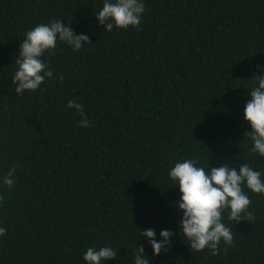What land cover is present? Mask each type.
Returning <instances> with one entry per match:
<instances>
[{"label": "trees", "instance_id": "trees-1", "mask_svg": "<svg viewBox=\"0 0 264 264\" xmlns=\"http://www.w3.org/2000/svg\"><path fill=\"white\" fill-rule=\"evenodd\" d=\"M143 3L142 31L108 32L95 17L103 0H0V264H88L87 248L104 246L118 256L102 264H134L140 245L150 264H264V194L244 186L255 220L236 224L225 212L234 246L212 256L191 251L169 177L193 159L206 170L247 163L264 181L244 119L252 78L264 75V0ZM53 19L92 44L58 42L45 54L53 78L18 95L20 43ZM73 99L91 127L79 126ZM149 228L158 242L162 230L175 233L168 252L153 255L141 236Z\"/></svg>", "mask_w": 264, "mask_h": 264}, {"label": "clouds", "instance_id": "clouds-1", "mask_svg": "<svg viewBox=\"0 0 264 264\" xmlns=\"http://www.w3.org/2000/svg\"><path fill=\"white\" fill-rule=\"evenodd\" d=\"M145 10L143 0H103L102 9L95 12V17L108 32H112L114 27L123 30L134 27L140 32L143 30L142 17ZM58 42L67 44L73 51L92 44L88 35L77 34L70 22L66 26L61 19L40 23L28 30L20 43L15 58L17 70L12 77L18 95H23L26 90L34 92L40 89L46 79L53 78V71L49 69L51 61L45 59V54L51 56ZM63 79L62 75L59 76L61 82ZM252 79L255 86L250 89L251 99L244 108V119L250 123L251 131L246 132L245 136L252 142L251 151L264 157V75L257 74ZM67 107L81 116L79 126H92L84 111V105L78 100H69ZM198 165V160L185 159L170 168L169 177L175 182V186L178 185L181 193L178 204L173 206L178 207L183 214L179 225L190 242L191 251L203 252L207 248L210 255L218 256L222 242L226 246H234L232 229L223 222V214L227 212L228 221H235L236 224L243 221L253 222L255 216L248 211L251 200L244 186L256 194H264V181L261 179L262 173L247 163H241L239 170L228 163L208 170ZM17 167L12 166L3 177V184L9 191L16 184ZM3 201L4 196L0 195V203ZM6 232V228L0 227V237ZM174 234L170 230H162V239L158 242L154 229L141 230V236L148 238L155 256L170 250ZM227 251L228 247H225L224 252ZM133 255L134 264H150L143 245ZM117 256L118 251L110 246L99 249L89 247L83 259L88 264H102L117 259Z\"/></svg>", "mask_w": 264, "mask_h": 264}]
</instances>
